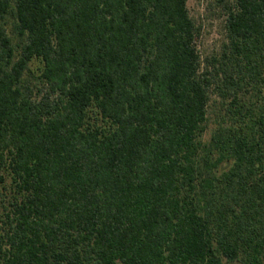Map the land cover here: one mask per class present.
I'll use <instances>...</instances> for the list:
<instances>
[{"label": "trees", "instance_id": "1", "mask_svg": "<svg viewBox=\"0 0 264 264\" xmlns=\"http://www.w3.org/2000/svg\"><path fill=\"white\" fill-rule=\"evenodd\" d=\"M226 30L203 65L188 0H0V264H264V0Z\"/></svg>", "mask_w": 264, "mask_h": 264}, {"label": "rangeland", "instance_id": "2", "mask_svg": "<svg viewBox=\"0 0 264 264\" xmlns=\"http://www.w3.org/2000/svg\"><path fill=\"white\" fill-rule=\"evenodd\" d=\"M234 0H188V6L192 17L195 19L199 34L196 39L198 49L200 51L203 65L208 64V61L213 56L220 55L228 43L226 23L228 17V8ZM7 27L12 36H16L14 30V18L9 17ZM15 38L17 42L18 39ZM32 68L37 72V62L32 63ZM217 98L216 95H214ZM210 130L207 134L209 137ZM6 178V187H9L11 177L7 175L4 169L0 170ZM10 190L4 188L0 184V215L3 213L1 207V199L9 200ZM1 224V221H0Z\"/></svg>", "mask_w": 264, "mask_h": 264}]
</instances>
